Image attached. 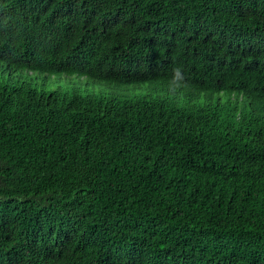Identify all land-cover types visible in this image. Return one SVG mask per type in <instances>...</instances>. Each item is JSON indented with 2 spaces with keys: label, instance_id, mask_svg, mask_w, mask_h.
Instances as JSON below:
<instances>
[{
  "label": "trees",
  "instance_id": "trees-1",
  "mask_svg": "<svg viewBox=\"0 0 264 264\" xmlns=\"http://www.w3.org/2000/svg\"><path fill=\"white\" fill-rule=\"evenodd\" d=\"M0 264H264V0H0Z\"/></svg>",
  "mask_w": 264,
  "mask_h": 264
},
{
  "label": "clouds",
  "instance_id": "clouds-1",
  "mask_svg": "<svg viewBox=\"0 0 264 264\" xmlns=\"http://www.w3.org/2000/svg\"><path fill=\"white\" fill-rule=\"evenodd\" d=\"M180 79H182L180 71L176 70L174 80L179 81ZM177 87H179V84H177Z\"/></svg>",
  "mask_w": 264,
  "mask_h": 264
}]
</instances>
